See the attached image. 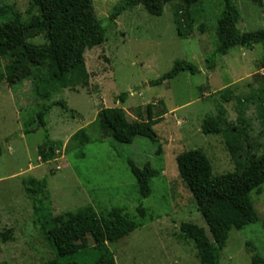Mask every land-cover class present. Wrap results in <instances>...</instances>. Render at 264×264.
<instances>
[{
	"label": "rangeland",
	"instance_id": "obj_1",
	"mask_svg": "<svg viewBox=\"0 0 264 264\" xmlns=\"http://www.w3.org/2000/svg\"><path fill=\"white\" fill-rule=\"evenodd\" d=\"M122 1L92 0V7L96 17L104 20ZM231 2L239 14V32L264 30V0ZM177 3L167 4L160 17L137 6L114 23H104V43L84 54L88 74L84 88L64 89L53 79L50 61L10 87L5 59L0 57V235L8 238L4 242L0 237V264H47L55 259L42 226L33 225L32 204L23 186L30 179L43 178H47L43 203L53 217L87 206L100 217L112 208L130 215L137 225L135 231L109 246L115 264H200L193 243L183 238L179 225L194 224L212 241L201 216V210L210 206L217 207L221 217L234 216L245 222L242 229L229 231L219 264H253V258L264 264V184L249 193L240 185L232 186L198 204L180 180L175 162L178 155L200 149L213 176L234 171L226 139L203 136L200 128L205 118L219 115L226 122H237L236 99L264 90V44L252 50L233 48L226 57L216 59L214 70L207 71L205 57L217 45L221 1L199 0L192 33L186 39L177 36L174 25L172 8ZM28 4L29 0L5 3L23 15L25 24L38 15L37 10L25 15ZM28 43L42 45L43 35ZM182 61L199 73H181L161 86H151L175 62ZM44 93L49 101L65 104L74 114L54 107L44 129L25 134L47 102ZM108 108L123 110L129 121L159 119L153 127L159 142L137 137L131 145H123L109 139L68 150L70 138ZM46 139L63 146L55 160L42 164L37 149ZM230 140L244 142L242 135H231ZM127 160L139 169L149 164L158 173L144 200ZM140 205L143 219L136 212Z\"/></svg>",
	"mask_w": 264,
	"mask_h": 264
},
{
	"label": "trees",
	"instance_id": "obj_2",
	"mask_svg": "<svg viewBox=\"0 0 264 264\" xmlns=\"http://www.w3.org/2000/svg\"><path fill=\"white\" fill-rule=\"evenodd\" d=\"M8 1L0 0V57L5 59L4 71L9 86L13 87L32 77L34 71L44 68L50 61L54 70L53 79L64 89L84 88L87 85L84 54L104 43V23H114L123 12L137 6H141L150 16L160 17L167 4L178 2L172 8L173 21L177 36L186 39L192 33L194 8L199 4V0H124L112 9L106 19L100 20L94 13L92 0H29L25 15H30L33 10H37L38 15L25 24L22 14L5 5ZM220 1L222 11L216 23L217 45L205 57L207 71L214 70L216 59L226 57L233 48L252 50L264 44V30L239 32L236 28L239 19L236 7L231 0ZM39 35H43L42 45L28 43V40ZM181 73L196 75L199 71L190 63L175 62L170 72L150 84L152 87L161 86ZM39 95H43L47 102L40 108L31 127L24 131L25 134L44 129L54 107L74 114L65 104L49 101L46 93ZM236 115L235 123L224 121L220 115L207 117L200 128L203 136H223L226 139V150L234 166L232 173L213 176L211 164L200 149L184 152L175 159L180 180L198 204L232 186L240 185L249 193L259 191L264 184V90L237 98ZM158 120L149 117L147 121H129L121 109H103L94 123L70 138L67 149L76 151L91 143L101 144L109 139L131 145L137 137L155 144L159 140L153 127ZM234 134L243 136V144L231 142V135ZM62 146L60 141L46 139L37 149L40 162L47 164L55 160ZM126 164L137 184L140 199L148 198L152 179L158 173L149 164L142 169L130 160ZM23 186L32 204L33 225L42 226L55 256L47 264H115L109 246L112 247L137 228L130 215L120 208H112L106 217L98 216L90 206L75 213L53 217L42 199L47 178L30 179ZM136 212L140 218H144L141 205ZM201 216L212 241L202 228L191 223H181L179 232L184 239L193 243L200 264H219L220 251L229 231L232 228L242 229L245 222L234 216L221 217L215 206L202 209ZM0 237L4 242L8 240L5 234ZM252 263L262 264V261L253 258Z\"/></svg>",
	"mask_w": 264,
	"mask_h": 264
},
{
	"label": "crops",
	"instance_id": "obj_3",
	"mask_svg": "<svg viewBox=\"0 0 264 264\" xmlns=\"http://www.w3.org/2000/svg\"><path fill=\"white\" fill-rule=\"evenodd\" d=\"M228 55V54H227Z\"/></svg>",
	"mask_w": 264,
	"mask_h": 264
}]
</instances>
